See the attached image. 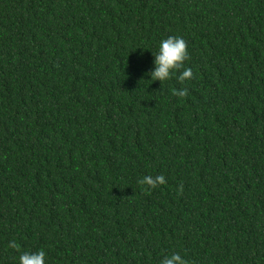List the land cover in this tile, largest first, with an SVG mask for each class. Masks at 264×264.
Returning <instances> with one entry per match:
<instances>
[{
	"label": "trees",
	"instance_id": "16d2710c",
	"mask_svg": "<svg viewBox=\"0 0 264 264\" xmlns=\"http://www.w3.org/2000/svg\"><path fill=\"white\" fill-rule=\"evenodd\" d=\"M39 250L264 264V0H0V264Z\"/></svg>",
	"mask_w": 264,
	"mask_h": 264
},
{
	"label": "clouds",
	"instance_id": "9594fccd",
	"mask_svg": "<svg viewBox=\"0 0 264 264\" xmlns=\"http://www.w3.org/2000/svg\"><path fill=\"white\" fill-rule=\"evenodd\" d=\"M153 56L155 67L149 73L152 81L161 83L169 80L178 72V80L181 84L192 78L191 68L184 65V62L188 59V51L186 41L182 37L169 36L162 39L158 51L153 53ZM180 69H183V71H180ZM173 94L178 97H185L188 95V90L186 88L174 90ZM139 182L155 188L159 184L166 183V179L163 175L155 178L144 176ZM46 261L47 253L44 250L23 252L19 256V264H46ZM160 264H188V261L179 253H172L164 256L160 260Z\"/></svg>",
	"mask_w": 264,
	"mask_h": 264
}]
</instances>
